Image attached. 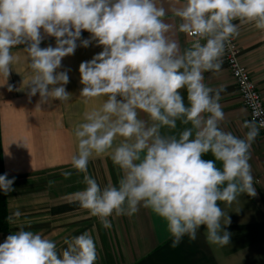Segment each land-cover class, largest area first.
<instances>
[{"label": "clouds", "instance_id": "clouds-1", "mask_svg": "<svg viewBox=\"0 0 264 264\" xmlns=\"http://www.w3.org/2000/svg\"><path fill=\"white\" fill-rule=\"evenodd\" d=\"M169 12L178 24L166 22ZM244 24L264 31V0H0V76L5 84L16 60L12 49L26 45L29 95L39 93L40 103L68 101L69 76L57 69L74 54L82 30L91 33L103 51L80 64V97L85 104L106 99L74 129L70 164L86 185L76 201L106 229L112 227L109 217L132 216L142 206L166 222L173 248L185 236L196 240L201 226L210 244L225 246L230 233L223 226L230 218L224 219L220 202L256 195L249 149L264 120L255 118L257 107L254 119L243 124V138L225 131L222 89L206 85L204 73L219 70L226 45ZM41 29L55 37V47H40ZM177 33L193 38L190 46L182 50ZM178 121L186 127L172 134ZM209 153L214 159L203 158ZM104 154L121 177L101 188L87 170L90 159ZM71 174L62 173L65 179ZM13 183L0 175L5 195ZM21 215L13 212L8 222ZM64 243L58 251L53 240L21 228L0 243V264H96L89 233Z\"/></svg>", "mask_w": 264, "mask_h": 264}, {"label": "crops", "instance_id": "crops-1", "mask_svg": "<svg viewBox=\"0 0 264 264\" xmlns=\"http://www.w3.org/2000/svg\"><path fill=\"white\" fill-rule=\"evenodd\" d=\"M165 20L179 23L171 18L170 12ZM234 23L239 24V21ZM41 33V48L56 46L55 37L43 33V29ZM175 38L182 50L190 46L193 39L183 33H177ZM234 38L240 62L264 101V31L254 24H244L239 26V34ZM84 39L91 40V33L82 30L74 54L62 58L61 67L57 69L58 72L66 71L69 76L65 85L66 91L71 94L68 101L40 103L39 93L29 95L30 87L26 84L31 70L27 54L23 51L26 45L12 49L16 60L11 65L12 70L5 84L0 76L3 168L8 179L14 178V190L6 195L8 216L15 211L22 214L15 223H9L7 232L0 233V243L23 228L53 240L57 250L61 251L67 246L65 239L87 232L96 244V264H264V137L260 132L249 149L256 195L241 194L231 205L220 202L225 212L224 219L227 216L230 218V223L223 226L230 233L228 245L210 244L206 239L205 226H201L196 240L191 241L185 236L173 248L166 222L150 209L141 206L132 216L113 215L109 217L112 227L106 229L97 217L80 207L75 193L82 191L86 185L83 183L84 174L72 169L70 164L77 144L74 129L83 122L86 111L99 108L106 99H93L85 104L80 97L83 85L80 83L79 66L103 51V46L95 40H91L87 47L82 46ZM204 77L206 85L222 89L219 103L225 119L221 126L225 131L243 138L247 132L243 124L251 119L239 98L224 54L219 70L205 72ZM9 85L12 91L8 90ZM182 94L187 103L186 90H182ZM141 116L146 118L144 114ZM184 127L178 121L172 134H178ZM162 131L168 133L169 130ZM203 158L214 159L210 153ZM217 166H221L219 162ZM65 171L72 173L67 179L62 175ZM87 174L101 188L108 184L117 185L121 177L120 169L107 154L90 159Z\"/></svg>", "mask_w": 264, "mask_h": 264}, {"label": "built area", "instance_id": "built-area-1", "mask_svg": "<svg viewBox=\"0 0 264 264\" xmlns=\"http://www.w3.org/2000/svg\"><path fill=\"white\" fill-rule=\"evenodd\" d=\"M225 64L234 79L239 98L248 111L249 118L254 119V109L259 108L261 114L255 117L258 121L264 120V101L257 89L255 82L250 77L247 69L240 62L239 49L235 38L226 45L224 52ZM260 134L264 137V127L260 128Z\"/></svg>", "mask_w": 264, "mask_h": 264}, {"label": "trees", "instance_id": "trees-1", "mask_svg": "<svg viewBox=\"0 0 264 264\" xmlns=\"http://www.w3.org/2000/svg\"><path fill=\"white\" fill-rule=\"evenodd\" d=\"M0 175H4L3 159H2V145L0 136ZM8 209L6 195L0 191V233L7 232L9 229Z\"/></svg>", "mask_w": 264, "mask_h": 264}]
</instances>
